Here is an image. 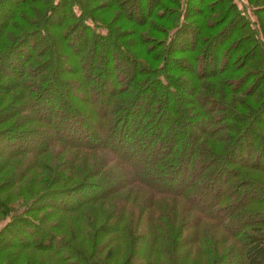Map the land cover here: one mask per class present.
<instances>
[{
	"label": "trees",
	"instance_id": "1",
	"mask_svg": "<svg viewBox=\"0 0 264 264\" xmlns=\"http://www.w3.org/2000/svg\"><path fill=\"white\" fill-rule=\"evenodd\" d=\"M6 1L0 264H264V0Z\"/></svg>",
	"mask_w": 264,
	"mask_h": 264
},
{
	"label": "rangeland",
	"instance_id": "2",
	"mask_svg": "<svg viewBox=\"0 0 264 264\" xmlns=\"http://www.w3.org/2000/svg\"><path fill=\"white\" fill-rule=\"evenodd\" d=\"M237 2L240 4V5H242V4H244V3H246V0H237ZM5 4L7 5V6H10L11 4H10V0H8V1H6L5 2ZM144 9V8H143ZM142 9V10H143ZM4 10H5V7H1L0 8V17H1V15L3 14V12H4ZM136 10V9H135ZM138 10V9H137ZM139 11V10H138ZM141 11V10H140ZM248 14L250 15V17L251 18H256L255 17V15L252 13V11L249 9V11H248ZM56 16V15H55ZM121 63V62H120ZM66 64V62H64V60H62V61H60V63L58 64V69L59 70H62L63 68H64V65ZM122 64V63H121ZM6 68L8 69L9 68V66L7 65L6 66ZM107 73V72H106ZM108 74V77H111L112 75H111V71L110 72H108L107 73ZM68 89H69V92H70V95L69 96H71V99H73L74 97V94H75V92H76V90H79L80 89V87H79V85H77V86H73V85H71V86H69L68 87ZM74 90H75V92H74ZM77 93V92H76ZM44 96V99H43V101L44 102H50V100H53V98H54V96H53V94H51L50 92H46V94H44L43 95ZM42 96V97H43ZM95 102H96V105H98L99 104V100L98 99H96L95 100ZM63 105V104H62ZM64 106V105H63ZM57 107H59V105L57 106ZM40 108V110H48V108H46V107H39ZM63 109V116L65 117V116H67V114L69 113V109L67 108V107H63L62 108ZM130 123V122H129ZM129 123L127 122V124L129 125ZM255 130V129H254ZM181 133H184L183 131H181ZM254 133V132H253ZM253 133H252V131H249V133L247 134V138H250V139H253L252 138V136H253ZM181 135H183V134H181ZM30 137L31 138H33L32 140H30ZM38 137V138H37ZM178 137H180V135L178 136ZM185 138V137H184ZM37 139H40V140H42V139H44V135H42L41 133H34V134H29V135H27V134H22V135H20L19 137H17L16 138V141H21V143H26L27 145H28V143L29 144H33L34 142L36 143L37 142ZM29 141H31V142H29ZM38 142H40L39 140H38ZM1 143H0V147H1ZM0 149H2L3 150V152H5V151H7V147H5L4 146V148H0ZM241 153L243 152L242 150L240 151ZM238 155H239V153H238ZM264 160V157L262 156L261 158H259V161H263ZM17 162H18V160H17ZM9 168H10V166H9ZM130 172H120V171H118V170H116V171H113L112 172V174L110 175V176H108V178H106V179H103L101 182H100V184L96 187V186H94V185H85V186H82V187H80V188H78V189H76V190H70L71 192H69V193H66V196H62V195H58V196H54V195H49V196H47L46 198H44L42 201H44V202H46V201H52V202H56L57 204H60V199H62V198H64V197H70V196H72V195H74V196H85L86 194H90L92 191H97V192H99L100 190H101V188H104V187H106V186H108V185H110L112 182H114V181H117V180H121L122 178H124L127 174H129ZM9 174V171H7L5 174H3V176H5V175H8ZM67 178V177H66ZM178 178H180V177H178ZM54 180H52V181H50L49 183H47L49 186L48 187H52V188H56V187H66V186H68V187H71V183L70 182H64V181H59V182H57V183H53L54 181H56L55 180V178H53ZM84 181H90V182H92V181H94V178H89V179H83ZM74 181V180H73ZM72 181V182H73ZM51 183H53V184H51ZM92 184H93V182H92ZM44 185V181L41 183V187ZM260 193V190H258V189H256L255 191H254V194L255 195H258ZM70 195V196H69ZM65 199V198H64ZM106 199V198H105ZM108 199V198H107ZM70 215H72L71 213H69ZM114 223H115V215H113L109 220H108V223L106 224V225H104V227L106 228V229H111V227H113L112 225H114ZM11 231L12 232H14V233H16L17 231H18V229H17V227H13L12 229H11ZM212 231V230H211ZM78 232V231H77ZM190 234H191V231H190V228H187L186 230H184V232L182 233V238H187L188 236H190ZM78 235L80 236V233L78 232ZM33 236H35V238H37V240L39 241V242H42V241H44L45 239H48V237H49V232L47 233V232H45V233H40V231H38V230H36L35 232H34V234H33ZM149 235H147V234H144V236H141L140 237V240H139V242L138 243H136L135 245H134V258H132V260H131V263L132 262H134V261H137V260H140V257H141V255H143L144 254V252H145V249H146V244L149 242V237H148ZM51 240V239H50ZM89 244H90V241H89ZM55 246H57V244H55ZM46 250H43V252H45ZM127 257V255H126V253L125 252H123V253H121V254H119L118 256H116V257H113V259H111V264H113L114 262H116V263H119V262H122L123 261V259H125L126 257ZM239 256H240V254L239 253H235V254H233V255H231V256H226L225 258H224V260H223V262L221 263V264H228V262L230 261V260H232V261H234V260H237V258H239ZM139 257V258H138ZM130 263V264H131ZM134 263H136V262H134Z\"/></svg>",
	"mask_w": 264,
	"mask_h": 264
}]
</instances>
